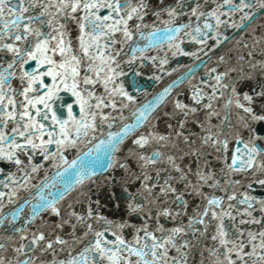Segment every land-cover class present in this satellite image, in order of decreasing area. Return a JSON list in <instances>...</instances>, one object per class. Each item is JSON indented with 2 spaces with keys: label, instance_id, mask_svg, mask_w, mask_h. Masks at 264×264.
Segmentation results:
<instances>
[{
  "label": "snow or ice",
  "instance_id": "snow-or-ice-1",
  "mask_svg": "<svg viewBox=\"0 0 264 264\" xmlns=\"http://www.w3.org/2000/svg\"><path fill=\"white\" fill-rule=\"evenodd\" d=\"M257 9L264 0H0V209L38 188L28 212H0V264H264ZM178 56L205 70L150 101L126 88L129 72L171 75ZM102 185L124 215L101 211Z\"/></svg>",
  "mask_w": 264,
  "mask_h": 264
},
{
  "label": "water",
  "instance_id": "water-1",
  "mask_svg": "<svg viewBox=\"0 0 264 264\" xmlns=\"http://www.w3.org/2000/svg\"><path fill=\"white\" fill-rule=\"evenodd\" d=\"M250 2L255 4L256 0H250ZM255 15H256V20L253 21V25L257 26L258 31H259V22L261 20H264V12H261L259 9H257ZM238 32H239L238 29H230L229 30V34L234 37L233 43H235V40L241 39V37L237 34ZM134 40H136V42H138L140 44L147 42L144 39H137L135 37H134ZM129 44H132V42L130 41ZM227 47H230V45H225L223 48H220L219 51L223 52V51H225V49ZM123 52L124 53L130 52V49L128 48V46H125V48L123 49ZM257 56L259 58L258 53H257ZM203 59H204V57H201V60H203ZM170 63H171L173 68H176V71L171 73V75H165L164 73H159V75L161 76L160 81H155V80L151 79L148 74H145L141 77H137V78H135V81H133L132 73L129 72L128 77L126 79V84H125L126 88L128 89V91L131 94L136 95L141 100V102H143L145 100L150 101V100H152L154 94L158 93L163 87L170 84L173 80L176 79V77L178 75L182 77V74L187 72V68L193 67V59L188 58V57L178 56V57L170 58ZM200 63H201V61H195L196 66L193 67V71L196 73L197 76L201 75L203 73V71L205 70L199 66ZM178 65H182L184 67H178ZM125 71H127V68H125ZM186 83H187L186 81L184 84H180L179 82H177V90L181 91L182 93H185ZM246 86L247 85H244V87H246ZM137 87L139 89H142L143 91H138ZM184 98L186 99V93L184 95ZM133 111H134V107H131V108L124 111V116L126 117V120L124 122H131V120L133 118L132 117ZM154 123L156 124V127L158 128V130H160V131L165 130L163 118L159 121H154ZM119 126H122V125H121V122L119 121V119H117V124L114 125L111 130L112 131H118ZM105 131H108L107 126H105ZM129 145H130V140H126L124 142L123 148L126 150ZM87 147H92V144L87 145ZM84 150L86 151L87 149L85 148ZM74 155H75L74 152L71 153L69 155V159L73 158ZM37 159H39V157ZM0 167H5V165L0 164ZM40 175H43V171L41 172ZM48 175L51 177L53 175V173L49 170ZM114 175H119V171L114 173ZM33 184H37V185L40 184L39 176H37V178L33 180ZM50 190L51 189H45V194H47V192ZM37 191H38V188L32 189L30 193L28 191H22L20 193L21 199L17 200L16 204L6 205L4 209H0V212H2L6 218H10V213L12 212L13 208H16L17 210L21 211V214L23 215V213L28 212V207L24 206V204H23L24 199H29L31 196L32 202L35 203ZM107 191H108L107 187L103 186V185L100 186L99 188L96 186H91V194H92L93 199L94 200L95 199H101L102 204H104V201L107 199ZM116 191H118V189H116ZM101 211L103 213H105L106 215H112V216H116V217L124 215V210H123L122 206H121L119 211H114L112 206L104 204V206L101 208ZM42 215H44V214H42ZM49 219H51V217H49ZM253 227H255V226H253ZM0 242H2V241H0Z\"/></svg>",
  "mask_w": 264,
  "mask_h": 264
}]
</instances>
